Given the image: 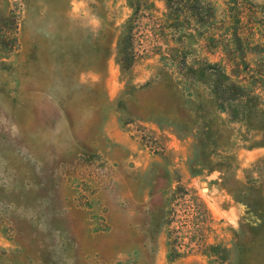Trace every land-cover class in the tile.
Wrapping results in <instances>:
<instances>
[{"label":"rangeland","instance_id":"374dc122","mask_svg":"<svg viewBox=\"0 0 264 264\" xmlns=\"http://www.w3.org/2000/svg\"><path fill=\"white\" fill-rule=\"evenodd\" d=\"M136 1L0 0V264H264V0H150L126 71Z\"/></svg>","mask_w":264,"mask_h":264},{"label":"trees","instance_id":"16d2710c","mask_svg":"<svg viewBox=\"0 0 264 264\" xmlns=\"http://www.w3.org/2000/svg\"><path fill=\"white\" fill-rule=\"evenodd\" d=\"M133 6L135 7L134 16L130 19V22L127 26V33H126L125 37L123 38L121 48H120V52H119V62L122 64L123 69L126 71H131L135 67L137 62L139 60L143 59V55H141L139 50L137 49V44H139V46H141L143 39L140 40V43H138V41L136 40L137 38H139V36H141V32H142L141 28H143L145 25V24H143V20L147 19L148 22H150V23L151 22L155 23V21L157 20L151 14L152 10L155 9V4L152 3L150 0H137L133 4ZM151 28H152L151 32H153V25ZM151 36H153L157 41H160V38L162 41L163 39H165V38L168 39V37H169L168 34L166 33V27L165 26L162 27V30H160V34L153 33V34H151ZM143 38L145 39L146 36H144ZM159 47L160 46H155V48H154V49H156L155 51H158L157 49H160ZM172 52H173V50H170L171 56H172ZM172 57L176 60V57H178V55L172 56ZM181 65L186 66L185 63H181ZM179 189L177 190L176 194L173 197V199L175 201L179 200V198H177L178 197L177 193H178V191H180ZM195 199H197V198H195ZM204 209H205L204 211H205V215H206V213H207L206 208H204ZM169 221L172 222V220H169ZM167 225H169L168 220H167ZM169 239H171V235H170ZM170 248H171L170 258L172 260H177V259L181 258L183 253H184V249H186V247H184L182 245L175 246V244L171 241H170ZM215 250H216V248H213L211 251L213 252Z\"/></svg>","mask_w":264,"mask_h":264}]
</instances>
